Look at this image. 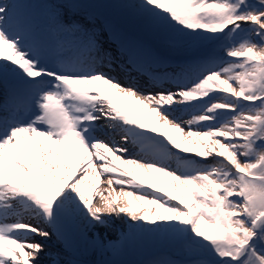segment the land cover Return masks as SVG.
Returning a JSON list of instances; mask_svg holds the SVG:
<instances>
[{"label":"snow or ice","instance_id":"snow-or-ice-1","mask_svg":"<svg viewBox=\"0 0 264 264\" xmlns=\"http://www.w3.org/2000/svg\"><path fill=\"white\" fill-rule=\"evenodd\" d=\"M115 6L189 55L95 0H0V264H125L143 234L182 253L146 264H264V0Z\"/></svg>","mask_w":264,"mask_h":264},{"label":"bare ground","instance_id":"bare-ground-1","mask_svg":"<svg viewBox=\"0 0 264 264\" xmlns=\"http://www.w3.org/2000/svg\"><path fill=\"white\" fill-rule=\"evenodd\" d=\"M117 139H119V137H117ZM124 231H128L127 229V226L123 223L122 220H114V228H113V231L109 234L112 238H114L116 235L118 234H121L124 232ZM142 236V235H140ZM37 239H39V237H37ZM50 242H48V244L52 247H55L57 242L55 240V237H53L51 240H49ZM132 243V240L129 242L127 248L125 249L123 255L125 254H132L133 252V246H135L136 244H131ZM122 255V256H123ZM122 256L120 257V259L122 258ZM91 259H100L99 256H96V257H90Z\"/></svg>","mask_w":264,"mask_h":264},{"label":"rangeland","instance_id":"rangeland-1","mask_svg":"<svg viewBox=\"0 0 264 264\" xmlns=\"http://www.w3.org/2000/svg\"><path fill=\"white\" fill-rule=\"evenodd\" d=\"M174 49L184 50L183 48H174ZM151 240L152 239H151V235L150 234H143L141 238H139V237L137 238L136 237V238L133 239V241L135 243H137V245L139 247V251H140V249H143V251H145L144 252L145 256H148V254L149 255L151 254V252L147 249V247L149 248L150 245H153L154 243H156V241H151ZM144 257H141V252H138V256L135 258V261L141 262V261H143Z\"/></svg>","mask_w":264,"mask_h":264}]
</instances>
